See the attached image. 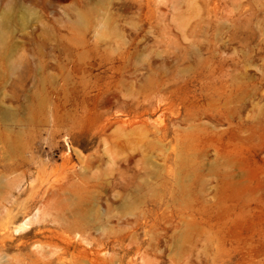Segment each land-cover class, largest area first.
<instances>
[{"label":"rangeland","instance_id":"obj_1","mask_svg":"<svg viewBox=\"0 0 264 264\" xmlns=\"http://www.w3.org/2000/svg\"><path fill=\"white\" fill-rule=\"evenodd\" d=\"M0 264H264V0H0Z\"/></svg>","mask_w":264,"mask_h":264}]
</instances>
